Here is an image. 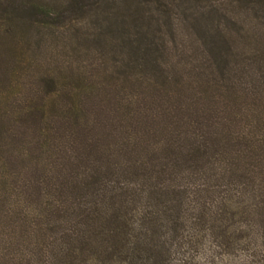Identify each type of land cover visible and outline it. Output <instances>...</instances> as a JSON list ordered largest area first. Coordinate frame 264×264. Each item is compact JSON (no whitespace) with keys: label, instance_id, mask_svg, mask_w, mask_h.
<instances>
[{"label":"trees","instance_id":"1","mask_svg":"<svg viewBox=\"0 0 264 264\" xmlns=\"http://www.w3.org/2000/svg\"><path fill=\"white\" fill-rule=\"evenodd\" d=\"M56 1H21L6 31ZM131 46L97 73L0 69V264H264V67Z\"/></svg>","mask_w":264,"mask_h":264},{"label":"rangeland","instance_id":"2","mask_svg":"<svg viewBox=\"0 0 264 264\" xmlns=\"http://www.w3.org/2000/svg\"><path fill=\"white\" fill-rule=\"evenodd\" d=\"M21 1L25 0H0V69L17 67L22 72V67H81L86 74L97 73L99 67H124L131 45L140 44L158 45L157 54L167 59L173 56L174 61L184 52L211 55L212 48L213 52L218 48L223 52L230 45L227 50L233 55L228 67L245 63V67H264V1L249 0L251 4L247 6L251 7L244 13L238 9L245 5L241 0H135L138 8H133L132 13L133 9L119 10L114 4H109L108 10H91L97 0H57L49 7L48 21L52 23L47 25L42 18L39 20L42 16L34 15L39 22L33 21L24 32H9L26 17L19 8ZM232 9L237 18L246 21L240 36L236 32L239 22L233 24L227 14L221 13ZM173 22L177 25L173 26ZM189 23L190 31L185 27ZM230 30H236L237 35ZM228 35L235 39L230 40ZM14 49L19 53L15 57ZM227 50L225 53H230ZM32 78L21 74L13 79L19 88L15 96L23 97V87ZM13 131L22 132L18 127Z\"/></svg>","mask_w":264,"mask_h":264}]
</instances>
